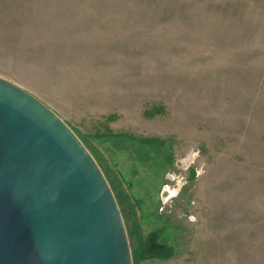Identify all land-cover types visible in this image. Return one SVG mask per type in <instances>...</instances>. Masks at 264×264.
Segmentation results:
<instances>
[{"label":"rangeland","instance_id":"374dc122","mask_svg":"<svg viewBox=\"0 0 264 264\" xmlns=\"http://www.w3.org/2000/svg\"><path fill=\"white\" fill-rule=\"evenodd\" d=\"M0 78L90 152L133 264H264V0H0Z\"/></svg>","mask_w":264,"mask_h":264},{"label":"water","instance_id":"95a60500","mask_svg":"<svg viewBox=\"0 0 264 264\" xmlns=\"http://www.w3.org/2000/svg\"><path fill=\"white\" fill-rule=\"evenodd\" d=\"M0 264H133L100 167L33 95L0 78Z\"/></svg>","mask_w":264,"mask_h":264},{"label":"trees","instance_id":"16d2710c","mask_svg":"<svg viewBox=\"0 0 264 264\" xmlns=\"http://www.w3.org/2000/svg\"><path fill=\"white\" fill-rule=\"evenodd\" d=\"M142 254L147 258L161 259L171 256V251L165 245L158 244L154 237L151 236L142 250Z\"/></svg>","mask_w":264,"mask_h":264},{"label":"bare ground","instance_id":"6f19581e","mask_svg":"<svg viewBox=\"0 0 264 264\" xmlns=\"http://www.w3.org/2000/svg\"><path fill=\"white\" fill-rule=\"evenodd\" d=\"M172 191V190H171ZM174 195H175V193H174Z\"/></svg>","mask_w":264,"mask_h":264}]
</instances>
